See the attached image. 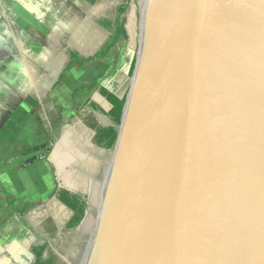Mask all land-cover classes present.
<instances>
[{"label": "water", "instance_id": "1", "mask_svg": "<svg viewBox=\"0 0 264 264\" xmlns=\"http://www.w3.org/2000/svg\"><path fill=\"white\" fill-rule=\"evenodd\" d=\"M125 96L63 261L264 264V0H141Z\"/></svg>", "mask_w": 264, "mask_h": 264}, {"label": "rangeland", "instance_id": "2", "mask_svg": "<svg viewBox=\"0 0 264 264\" xmlns=\"http://www.w3.org/2000/svg\"><path fill=\"white\" fill-rule=\"evenodd\" d=\"M124 1L99 0L95 5H90L85 0H0V46L4 48L8 59L13 58L15 66L17 52L12 47L17 46L19 49L22 45L29 47L25 49L27 52L22 51L25 58L24 67L31 72L34 85H39L40 95L37 97L45 106L51 129L54 131L52 138L34 157L45 159L51 152L52 158L54 149L60 144L65 131L68 135L65 136V145L61 143V148L63 147L61 151H64V154L59 159L64 171L51 160V169L47 176L50 179L51 192L31 193L22 182H12L5 187L6 191L1 198L4 199L8 195L17 208V211H13L11 206L0 198L2 202L0 218L3 222L0 227V250L8 252L7 259L0 254V260H7V264L30 263L31 247H41L46 240L45 223L53 218L64 220L69 216L68 211L62 208L57 199L58 191L68 188L74 192L81 191L84 184L86 186L89 184V187L91 184L89 178L86 180L87 177L84 171L81 172L83 170L81 168L84 164L91 163V169L92 164L97 166L101 162L96 157L98 152L89 145L93 135L91 127L101 126L106 121L89 113L90 102L102 84H111L108 83L110 80L117 93H122L127 85L129 86L127 65L120 61L119 55L125 51L127 53L126 48L136 51L138 47L141 0H127L126 11L119 21L121 36L113 45L114 47L116 45V48L120 47L119 52L116 51L117 57L111 63L106 59L100 67L96 68L93 64L73 73L69 84L75 85L79 76H82L87 79L85 83L89 87L86 89L87 93H78L71 111L60 109L59 106H63V103L58 97L59 86H55V82L62 73L67 74L69 69L66 68L68 56L63 46L75 49L85 57L93 56L111 35V32L97 25L96 21L114 20L117 8ZM48 53H51V57H48ZM37 54L40 56V65L35 62ZM99 71L103 72L100 77ZM70 72L72 73V69L68 71ZM96 77L98 80L94 83ZM15 132L14 127H9L10 136L13 137ZM71 134L74 135L73 138H70ZM77 140L81 143L78 144ZM17 155L18 153L13 154L14 157ZM0 163L5 166L10 165L12 161L3 160ZM29 166L27 161L17 165L19 171L26 170ZM38 172L43 171L38 169ZM69 174L79 179L78 185L75 186L76 183L69 178ZM49 179L46 180V184ZM93 179L98 181L97 178ZM91 224L92 220L89 228Z\"/></svg>", "mask_w": 264, "mask_h": 264}, {"label": "crops", "instance_id": "3", "mask_svg": "<svg viewBox=\"0 0 264 264\" xmlns=\"http://www.w3.org/2000/svg\"><path fill=\"white\" fill-rule=\"evenodd\" d=\"M119 48L120 47L116 48V45L115 47H111L106 57L99 58L95 61L85 64L84 66L74 64L69 67V69L67 70V74L64 73L65 76L62 79L63 82L61 81L62 84H58V97L61 100V103H63V106H59L60 109L65 108L66 111H71V108L75 106V100L78 96V93H87L86 89H88L89 85L85 83L87 80L86 78L84 79L82 78V76H79L78 81H76L77 83L75 85L69 84L71 77L74 76L73 73H76V70L80 68L93 64L97 68L106 61L108 63H111L113 59L117 57L116 54L119 52ZM3 49L4 48L0 46V162H2L3 160H9V162L12 161V163L5 166L0 163V198L3 195V192L6 191L5 187L7 186V184L10 185L12 184V182L24 183L25 187L31 193H48L51 192L50 179L47 177L49 176L51 169V152H49L50 155L46 156V160L37 158L35 162L29 164L30 166L27 167L26 170L19 171L17 167V165L24 163L25 161L28 162L32 159V157L34 158L35 154L39 153L41 151V148L45 144H47L49 139L54 135V131L51 129L49 118L46 115L47 113L45 111V106H43L42 102H40L37 97L40 95L39 85H34L31 72L24 67L25 58L22 55V51L27 52V50L25 49H29V47L24 45H22L20 49L17 46L16 48L14 46L12 47V49H16L17 52L15 58L17 63L16 66L14 65L13 58L8 59V56H5L7 53H5V50ZM126 49L127 53L125 51V53L119 55V58L121 62H123L124 64L126 63L127 65L126 75L129 81L130 73L134 64L135 50L131 51L129 48ZM50 54L51 53H48V57H51ZM37 55L38 56L37 59H35V62L39 64L40 56L39 54ZM81 56L84 58H88L83 55ZM71 69L72 73H68V71ZM102 74L103 72L99 71L98 77H100ZM98 77L94 79V83L96 80H98ZM47 79L49 78L47 77ZM108 83L111 84H102V87L98 89L97 92H95L94 98L90 102V109H88L89 113H92L93 115H95V117L106 121L103 122L101 126L114 127L117 129L116 124L109 116V112L111 111L112 106L105 95H103V91L113 94L121 99V97H123L127 92L128 85L125 91H123L122 93H117L112 84V80H110ZM86 85L87 87H85ZM15 90L17 92H14ZM28 99L32 101H28ZM91 108H93V110ZM11 126L14 127L16 131L13 137L9 135V127ZM92 131V141H90L89 145H91V147L95 149L100 155V150L97 148V144L95 142L96 131L94 129H92ZM65 136H68L66 135V131L63 135L62 140L60 141V143H62L63 145H65ZM71 137L73 138L74 135L71 134L70 138ZM77 143L80 144L81 142L77 140ZM15 153H18L16 157L13 156V154ZM45 165L47 166V168H45ZM38 169H41L43 172H38ZM46 170H48V172H44ZM47 179H49L48 184H46ZM8 198L9 197L7 195L6 198H1V200L11 206L8 202ZM1 200L0 205L2 204ZM61 206L64 210L68 211L69 215L71 214L70 210L66 209L62 204ZM11 208L13 209V211H17L16 207V209L12 206ZM2 223V218H0V227L2 226ZM32 248L33 247H31L30 252H33ZM2 251L4 252V250H0V254H3L1 256L6 258L8 256V252L5 251L3 253ZM7 263V260H0V264Z\"/></svg>", "mask_w": 264, "mask_h": 264}, {"label": "trees", "instance_id": "4", "mask_svg": "<svg viewBox=\"0 0 264 264\" xmlns=\"http://www.w3.org/2000/svg\"><path fill=\"white\" fill-rule=\"evenodd\" d=\"M85 1L90 5H95L99 0H85ZM126 5H127V0H125L124 3L117 8V13L114 20L100 19L96 21L97 25L111 32V35L93 56L89 58H84L77 50L69 48L66 45L63 46L66 50V55L68 56V63L66 68H69L74 64L79 66H84L85 64L95 61L99 58L106 57L111 46L116 44L121 36V32L119 30V21L121 15L124 14L126 11ZM133 69H134V64L130 75H132ZM64 76H65L64 73H62L61 76L55 82V86L61 83ZM103 95H105V97L108 99V101L112 106V109L109 112L110 118L116 125H119L121 123L123 110L127 97L125 96L123 99H120L117 96L107 93L105 91H103ZM28 101H32V100L28 99ZM92 128L96 131L95 142L97 146L107 150L113 149L117 140V129L114 127H103L99 125H94L92 126ZM33 151H37V150H33ZM36 160L37 158L34 157L31 160H29L27 163L31 164ZM57 196L59 201L65 204L74 213V217L72 218L69 227L70 228L79 227L83 219L85 218L87 212L86 198L82 197L79 194H73L67 190L58 191ZM8 202L13 208H15L10 197L8 198ZM32 250H33V254L36 257L33 264H54L55 262L54 257H51L50 259L44 257L46 245L41 247H34Z\"/></svg>", "mask_w": 264, "mask_h": 264}, {"label": "flooded vegetation", "instance_id": "5", "mask_svg": "<svg viewBox=\"0 0 264 264\" xmlns=\"http://www.w3.org/2000/svg\"><path fill=\"white\" fill-rule=\"evenodd\" d=\"M96 157H98V160L101 161L99 163L102 164L104 162V159H105L103 158L104 156L96 154ZM90 166H91V163H90ZM102 169H103V165L99 166L98 164L96 167L92 165L90 171L87 170V171H84L83 173L87 177L86 180L88 178L89 179L97 178L99 180L102 175ZM69 178L72 181H75L76 183L75 186L79 184V179L72 177V175L70 174H69ZM86 187L87 186L84 184L81 187L82 190L80 191V193H73V194H79L82 197L86 198L81 193ZM94 188L95 187L93 184V189ZM73 217H74V213L72 212L68 216V218L64 220H56L53 218L51 219V221L49 220L48 223H45L47 224V226L44 228V231L46 232V240H44L43 245H42V246L46 245L44 257L48 259H50L51 257H54L55 259L54 264H66L63 261L62 257H67L69 260L76 263L79 260L80 253L84 249L86 237L85 235H83V230L79 229V227L77 228L69 227V224ZM90 222H91V218L87 222V227H89ZM34 247L36 246H33V248Z\"/></svg>", "mask_w": 264, "mask_h": 264}, {"label": "bare ground", "instance_id": "6", "mask_svg": "<svg viewBox=\"0 0 264 264\" xmlns=\"http://www.w3.org/2000/svg\"><path fill=\"white\" fill-rule=\"evenodd\" d=\"M60 145V146H59ZM59 145H57L56 146V148L54 149V152H53V154H52V158H51V160H53L54 162H55V164H57V167L60 169V170H62V171H64L63 170V166H62V164H61V162L59 161V159H60V157L62 156V154H64L63 152L64 151H61L62 150V148H61V146H62V144L60 143ZM59 162H60V164H59ZM89 164V167H90V163H88ZM90 169V168H89ZM93 184H95V183H92L91 185H93ZM96 200V199H95ZM93 201H94V199H93ZM91 217H89V219H90ZM88 219V220H89ZM88 220H87V222H88ZM92 220V219H91ZM87 222L85 223V227L86 228H88L87 227Z\"/></svg>", "mask_w": 264, "mask_h": 264}]
</instances>
